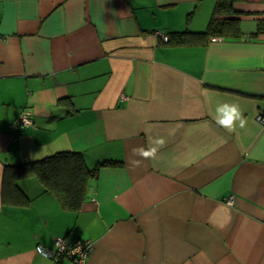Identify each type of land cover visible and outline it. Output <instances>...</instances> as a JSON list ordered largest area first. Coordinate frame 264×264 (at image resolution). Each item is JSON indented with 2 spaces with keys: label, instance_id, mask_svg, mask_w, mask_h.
<instances>
[{
  "label": "crops",
  "instance_id": "crops-1",
  "mask_svg": "<svg viewBox=\"0 0 264 264\" xmlns=\"http://www.w3.org/2000/svg\"><path fill=\"white\" fill-rule=\"evenodd\" d=\"M230 1L0 0V264H56L35 246L60 237L91 241L85 264H264V0ZM212 16L241 34L168 41ZM221 102L243 128L216 124ZM161 137L155 159L133 152ZM64 152L121 160L78 211L27 170L57 158L65 184L84 167Z\"/></svg>",
  "mask_w": 264,
  "mask_h": 264
},
{
  "label": "trees",
  "instance_id": "trees-1",
  "mask_svg": "<svg viewBox=\"0 0 264 264\" xmlns=\"http://www.w3.org/2000/svg\"><path fill=\"white\" fill-rule=\"evenodd\" d=\"M231 1L230 0H217L216 5L213 10V14L215 12H218L222 10L224 7H230ZM264 31V21L263 23L259 24L256 33ZM223 33H229V34H241L238 22L236 20H231L230 22H227L225 20H216L214 16H212L208 22V25L201 30H192L189 28H184L182 30H174L171 31L168 35V41H171L173 43H185L190 41H197V39H206L208 36L215 35V34H223ZM62 156L65 157V160L69 162L70 160L76 161L80 159L82 162L80 166H83L84 168H80L79 164H76L75 166L73 163L70 165V172H69V179L66 180L65 184L62 183L61 185L58 184L56 180V172L52 168V165L57 160V158L54 159H44L35 163H31L27 168V170L35 171L40 180L44 183V191H52L54 192L59 199L61 200V203L64 207H67L69 209L78 211L82 202L86 198V192H85V178L87 175L92 174L95 172L98 167L110 164L115 165L117 163H120L121 160L117 159H109L105 158L100 161H98L94 166L91 168H88L86 164L84 163L83 157L80 153H62ZM75 168V170H74ZM66 239V237H63ZM82 239V238H81ZM50 259H54L56 261V264L61 262L63 260L62 258L55 259L53 257H47Z\"/></svg>",
  "mask_w": 264,
  "mask_h": 264
},
{
  "label": "built area",
  "instance_id": "built-area-1",
  "mask_svg": "<svg viewBox=\"0 0 264 264\" xmlns=\"http://www.w3.org/2000/svg\"><path fill=\"white\" fill-rule=\"evenodd\" d=\"M256 119L258 122L264 125V114H257ZM31 122V111L29 109H24L14 122V125L20 127L28 125ZM91 245L92 243L88 239L74 238L72 240H68L60 237L55 240L53 247H45L40 244L36 245L35 252L37 253V247L42 246L48 252V257H53L56 260L63 257V259L67 261V264H85L86 258L91 249Z\"/></svg>",
  "mask_w": 264,
  "mask_h": 264
},
{
  "label": "clouds",
  "instance_id": "clouds-1",
  "mask_svg": "<svg viewBox=\"0 0 264 264\" xmlns=\"http://www.w3.org/2000/svg\"><path fill=\"white\" fill-rule=\"evenodd\" d=\"M243 111L244 110L241 108V106L235 102L218 103L215 109V122L217 125L228 131H234L236 127L243 128L246 125V119L243 116ZM164 144L165 140L162 137L157 138L147 149H133V152L145 159H155L159 148L163 147ZM130 163L138 166L140 161H131ZM36 251L45 259L48 257V252L44 247H37Z\"/></svg>",
  "mask_w": 264,
  "mask_h": 264
}]
</instances>
